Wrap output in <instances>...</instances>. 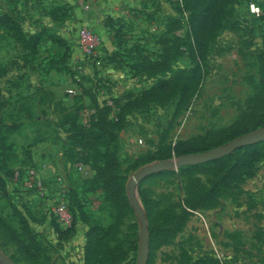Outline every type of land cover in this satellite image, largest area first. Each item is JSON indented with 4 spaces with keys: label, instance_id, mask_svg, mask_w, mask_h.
<instances>
[{
    "label": "rangeland",
    "instance_id": "rangeland-1",
    "mask_svg": "<svg viewBox=\"0 0 264 264\" xmlns=\"http://www.w3.org/2000/svg\"><path fill=\"white\" fill-rule=\"evenodd\" d=\"M250 2L264 11V0H233L200 54L165 35L185 32L181 0H0V16L16 22L0 23V253L9 264H136L140 223L126 193L131 174L175 157L178 141L241 124L245 133L264 127L252 128L262 95L264 20L250 14ZM83 24L100 38L93 55L78 44ZM96 104L110 107L125 204L93 181L104 152L100 134L86 139L95 145L72 138L71 123L91 128ZM216 175L183 176L177 168L141 180L135 196L147 232L179 214L187 194L208 188ZM60 199L74 222L71 215L68 224L58 221L52 206ZM21 221L37 242L32 256L9 239V229L20 235ZM91 227L95 255L87 262ZM154 243L150 249L148 235L147 264H264V155L250 174L191 210L174 235Z\"/></svg>",
    "mask_w": 264,
    "mask_h": 264
},
{
    "label": "trees",
    "instance_id": "trees-1",
    "mask_svg": "<svg viewBox=\"0 0 264 264\" xmlns=\"http://www.w3.org/2000/svg\"><path fill=\"white\" fill-rule=\"evenodd\" d=\"M232 1L233 0H181L182 8H179L180 12L183 10L188 13L185 21V32L183 34L173 32L172 34L171 30H167V34L165 35L173 37V41L180 45L185 43L186 46L191 49H194V45L197 52L202 54L206 41L219 27L222 19L224 18L227 5ZM107 19L108 18H106V20ZM0 23H8L10 25L16 26L15 19L9 15H1ZM191 39L193 43L191 42ZM146 60V56H142V62ZM155 62L158 63L159 61L156 60ZM153 65L157 67L155 64ZM163 83H167V81L155 83L154 89L163 85ZM259 83L262 87V95L258 97L252 109V128L264 126V57L262 58L260 64ZM109 113V106H99L96 104L95 113L92 115V120L90 122L91 128L85 129L84 127L80 125L78 126L75 124V122H73L70 124V129L72 130V138L74 141L85 143V145H95L91 141L88 142L86 139H88L90 136H93L92 141H96L95 135L100 134L99 138L101 140V144L100 142L98 144L104 148V152L96 161L95 165L100 166L96 167L95 169L93 181L111 196L119 199L121 203L125 204L126 197L123 192V186L116 176L117 157L115 155V136L112 131L111 122L108 119ZM247 130V125L241 124L238 125L233 131L228 133L204 136L199 138L198 141L194 142L178 141L175 143L172 153L176 155L175 157H177L182 154H190L209 150L227 143L231 139L242 135ZM262 155H264V141L243 146L236 149L234 152L215 160L195 165L186 164L180 166L178 168V173L183 176H189L197 172L212 170L218 171V175H216L208 188L198 190L196 192L191 191L188 193L187 197L183 200V209L181 212H179V214H173L167 217L164 216V220H157L156 222L151 223V226L148 228L149 248L153 240L155 242L154 245L160 244L174 235L176 231L181 228L183 222L186 220V217L191 210L206 207L209 201L219 196L232 182L250 174L255 162H257ZM1 179L2 178L0 175V182H2ZM70 215L72 223L74 222L75 217L71 210ZM56 227L58 228V224H56ZM26 228L27 226H25L23 221H21L20 235L14 232L12 229H7H9V239L15 240V244L18 246V250L21 252V254H30L29 256H32L31 252L29 251L31 247H37V242L34 240V237L28 236L29 232L26 230ZM95 230H97L96 227L88 228L85 235L84 250L85 260L87 262L90 261L93 255H95L92 251L94 250L93 245L95 240ZM209 261L210 259H198L194 264H215L216 262L214 259H212V262L210 263ZM147 263L148 262L146 261L145 264Z\"/></svg>",
    "mask_w": 264,
    "mask_h": 264
},
{
    "label": "water",
    "instance_id": "water-1",
    "mask_svg": "<svg viewBox=\"0 0 264 264\" xmlns=\"http://www.w3.org/2000/svg\"><path fill=\"white\" fill-rule=\"evenodd\" d=\"M262 140H264V127H260L258 129L247 132L237 138L230 140L229 142L223 145L211 148L209 150L190 153V154H182L180 156L172 157L170 159L157 160L135 170L131 174L126 184V193L127 196L129 197L130 203L140 223L139 244H138L136 264H145L147 259L148 232L146 226V219L143 210L138 202V199L135 196V186L141 180H143L145 177L151 174L166 170H171V169H177L182 165H186V164L195 165V164H200L211 160H215L217 158L230 154L237 148L255 142H259ZM0 260H2L4 264H9L1 253H0Z\"/></svg>",
    "mask_w": 264,
    "mask_h": 264
},
{
    "label": "built area",
    "instance_id": "built-area-1",
    "mask_svg": "<svg viewBox=\"0 0 264 264\" xmlns=\"http://www.w3.org/2000/svg\"><path fill=\"white\" fill-rule=\"evenodd\" d=\"M248 10L253 17L263 18L264 20V11L259 4L250 2L248 4ZM78 44L85 54L93 55L97 51V47L100 44V38L97 33L87 24H83L78 30ZM72 66L75 69L79 70V72L83 70L82 64L79 59H74L72 62ZM52 210L57 216L59 222L65 224H68L70 222V215L65 200L60 199L58 202H56L55 205L52 206ZM217 257H221L220 254L217 253Z\"/></svg>",
    "mask_w": 264,
    "mask_h": 264
}]
</instances>
